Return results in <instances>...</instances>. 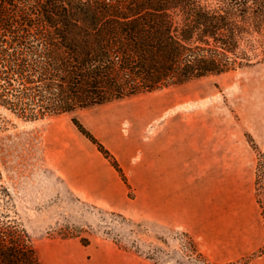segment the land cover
<instances>
[{
	"label": "rangeland",
	"instance_id": "1",
	"mask_svg": "<svg viewBox=\"0 0 264 264\" xmlns=\"http://www.w3.org/2000/svg\"><path fill=\"white\" fill-rule=\"evenodd\" d=\"M120 104L122 157L141 156L149 168L153 137L159 144L173 138L176 150L185 154L205 149L212 155L216 150L222 166L208 172L206 185L199 176L192 180V201L207 205L214 195L226 211L237 202L257 212L264 229L263 59L41 119L22 118L0 105V185L6 190L0 191V218L18 223L41 264H105L106 253L116 250L122 251L125 264H199L192 253L193 247L202 253L198 239L145 217L152 190L135 189L123 170L122 210L97 199L94 194L103 193L101 189H76L65 180L63 171L85 172L102 154L78 131L72 117L87 131L102 135L112 124L106 110ZM252 256L230 262L207 259L243 264Z\"/></svg>",
	"mask_w": 264,
	"mask_h": 264
},
{
	"label": "trees",
	"instance_id": "2",
	"mask_svg": "<svg viewBox=\"0 0 264 264\" xmlns=\"http://www.w3.org/2000/svg\"><path fill=\"white\" fill-rule=\"evenodd\" d=\"M263 59L264 0H0V105L29 120ZM71 121L125 181L114 157ZM0 264H41L26 232L1 218Z\"/></svg>",
	"mask_w": 264,
	"mask_h": 264
},
{
	"label": "crops",
	"instance_id": "3",
	"mask_svg": "<svg viewBox=\"0 0 264 264\" xmlns=\"http://www.w3.org/2000/svg\"><path fill=\"white\" fill-rule=\"evenodd\" d=\"M106 111L112 121L108 130L102 135L88 131L114 157L135 189L152 190L149 205L142 213L145 217L159 225L190 233L198 239L202 253L214 258H210L213 262H230L253 255L243 264H264V251H260L264 248V229L257 212L237 202L226 211L216 203L214 195L207 205L199 206L192 201V180L199 176L206 185L208 172H216L222 166L216 150L212 155H207L205 149L185 154L176 150L173 138L167 137L159 144L158 138L153 137L151 144L155 148L148 168L141 156L137 159L130 153L122 157V104ZM90 166L85 172L63 171L67 184L76 189L82 185L87 189H101L103 193L94 194L96 198L122 210L126 184L121 176L100 153ZM138 201L136 198V205ZM124 262L122 251L106 253L105 264Z\"/></svg>",
	"mask_w": 264,
	"mask_h": 264
}]
</instances>
